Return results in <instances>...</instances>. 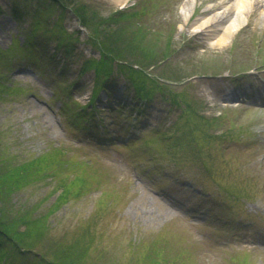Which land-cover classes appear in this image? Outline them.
Here are the masks:
<instances>
[{
	"label": "rangeland",
	"instance_id": "374dc122",
	"mask_svg": "<svg viewBox=\"0 0 264 264\" xmlns=\"http://www.w3.org/2000/svg\"><path fill=\"white\" fill-rule=\"evenodd\" d=\"M43 1L0 0V160L17 166L61 149L62 163L70 164L15 193L14 209L45 199L46 211L58 199L59 180L78 176L86 181L83 191L50 221L55 234L96 223L98 249L82 264H128L137 247L158 258L165 251L166 264H264V0L226 45L196 36L193 24L201 11L223 12L225 5L234 8L227 22L236 21L243 0H69L105 17L149 9L142 47L156 60L144 67L155 90L137 98L128 75L114 70L110 91L99 90L94 101V73L81 72L85 59L99 55L86 42L91 31L64 4L44 5L33 18ZM12 4L29 12L18 19ZM59 19L78 38L72 51L53 43L44 51L21 48L35 21ZM166 49L172 55L163 61ZM194 105L197 120L189 115L187 123V106ZM80 106L85 116L74 120ZM200 115L211 121L208 134L224 138L206 154L215 177L190 159L198 143L190 147L189 134L204 131L202 123L197 131ZM21 262L34 264L26 256L14 263Z\"/></svg>",
	"mask_w": 264,
	"mask_h": 264
},
{
	"label": "trees",
	"instance_id": "16d2710c",
	"mask_svg": "<svg viewBox=\"0 0 264 264\" xmlns=\"http://www.w3.org/2000/svg\"><path fill=\"white\" fill-rule=\"evenodd\" d=\"M44 1L47 4H37L35 8L37 12L33 18L37 17V13L44 5L48 7H51L53 4H59L61 5L60 7H64L65 5L76 15L80 25L92 33L86 42L93 48H98L99 55L97 58L90 57L85 59L81 67V72L91 69L94 73L95 81L92 86L90 101L95 100L99 90L110 91L111 84L114 81V70L128 75L134 88V96L140 99H146L151 96L155 90L153 82L156 79L147 76L144 67L145 63L148 66L152 64L156 65V60L154 56L149 55L151 52L148 49H143L142 47L148 40L146 32L144 33V27L148 23L144 15L147 14L148 8L138 13L134 12L135 8L128 10L121 9L111 16L105 17L99 11L92 9V7L84 4H76V6L69 0ZM44 1L40 3H44ZM28 12L26 9H18L16 4H12L11 14L16 18L20 19L27 15ZM52 23V28H46V25ZM52 23L47 20L41 25L40 20L35 21L32 24L33 29L27 34L26 41L21 45V48L25 51H34L32 49L44 51L50 43H53L55 49H60L64 53L72 51L75 43L78 41L76 34L65 31L62 19ZM38 32L42 35L40 39L37 37ZM168 49L163 52V61L172 55ZM139 50L145 53L142 54ZM139 54L141 56H137ZM140 57H142V60H139ZM129 61L134 62L140 67L134 68V66L129 64ZM120 62L122 63L115 65L117 67L113 69V64ZM186 103L189 105L190 102L186 100ZM187 107L192 112H189L187 116V123L190 121V116L197 120L195 105ZM76 113L73 114V116L75 115L74 120L82 119L85 116L83 106H80L79 111ZM199 119L201 122L198 125L197 131H200L201 123L204 131L196 133L192 129V133L195 132L196 135L193 136L190 133L188 141L190 147L192 144L198 143L195 149L198 150L196 157L199 160L194 155L193 159H190L192 161L197 160L196 162L202 161L201 163L207 173L215 177L213 159L209 158L206 154L214 151L208 148L212 143L216 144L220 141L219 139L223 140L224 138L218 134L214 136H212L213 134H208L207 131L211 121L208 120L206 122V118L204 119L201 115ZM154 133L161 135L159 132ZM159 144L162 148L163 144L160 142ZM53 153L45 154L34 161L17 166H12L11 163L9 165L0 160V261L2 263L16 264L14 263L15 259L26 256L32 257L34 264H82L85 254L98 249L99 242H97V235L94 234L97 227L95 222L86 223L85 221L79 226L78 230L76 228L72 232L67 230L62 234H55L54 227L50 221L52 215L60 211L71 195H79L83 191L82 189L86 186V181L82 177L77 176L74 180H67L69 177L66 175L65 178H61V181L59 180L60 185L54 186V192H60L61 194L59 193L55 204L44 212L41 211V208L44 206L45 199L36 202L33 207L22 210H15L12 205L15 193L28 185L42 180L47 181L51 177L56 178L60 171H65L69 167L70 163H62L64 162L62 159L64 152L61 149L53 150ZM95 217V220L98 222L99 218ZM133 254L131 263L128 264H166L169 260L166 258L167 254L165 251L163 254L158 255L160 259L157 257V253L152 252V250L149 251L142 248L140 250L138 247L135 248ZM170 262L172 264H181L180 260H170ZM20 264L24 263L21 262Z\"/></svg>",
	"mask_w": 264,
	"mask_h": 264
},
{
	"label": "bare ground",
	"instance_id": "6f19581e",
	"mask_svg": "<svg viewBox=\"0 0 264 264\" xmlns=\"http://www.w3.org/2000/svg\"><path fill=\"white\" fill-rule=\"evenodd\" d=\"M115 4H125L130 0H112ZM229 0L223 1V4H230ZM257 0H243L240 4L239 17L236 21H228V17L234 10L232 5H225L227 8L223 12H218L217 7H209L201 11L200 17L194 22L195 35L206 40H214L215 44L226 45L237 30L245 23L244 15L254 12L258 6ZM191 15L187 16V20ZM247 17V16H246Z\"/></svg>",
	"mask_w": 264,
	"mask_h": 264
}]
</instances>
